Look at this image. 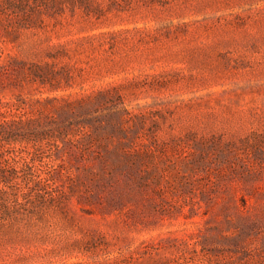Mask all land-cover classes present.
Listing matches in <instances>:
<instances>
[{"label": "rangeland", "instance_id": "1", "mask_svg": "<svg viewBox=\"0 0 264 264\" xmlns=\"http://www.w3.org/2000/svg\"><path fill=\"white\" fill-rule=\"evenodd\" d=\"M0 264H264V0H0Z\"/></svg>", "mask_w": 264, "mask_h": 264}]
</instances>
